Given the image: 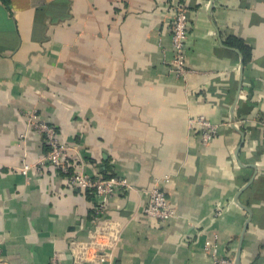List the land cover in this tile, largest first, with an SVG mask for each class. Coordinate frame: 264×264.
Segmentation results:
<instances>
[{
  "label": "crops",
  "instance_id": "0c3cea01",
  "mask_svg": "<svg viewBox=\"0 0 264 264\" xmlns=\"http://www.w3.org/2000/svg\"><path fill=\"white\" fill-rule=\"evenodd\" d=\"M179 5L186 79L172 64ZM34 110L70 165L133 186L108 203L122 240L107 262L71 247L95 230L92 195L52 165L23 171L48 150ZM199 116L220 125L207 146L189 126ZM157 182L176 213L167 222L145 214ZM214 256L264 264V0H0V264Z\"/></svg>",
  "mask_w": 264,
  "mask_h": 264
},
{
  "label": "built area",
  "instance_id": "2783aa9c",
  "mask_svg": "<svg viewBox=\"0 0 264 264\" xmlns=\"http://www.w3.org/2000/svg\"><path fill=\"white\" fill-rule=\"evenodd\" d=\"M188 37L189 10L186 5H179L172 25L174 51L172 64L175 74L182 79H186L188 74L192 72L187 64L186 50ZM24 114L28 117L29 127L43 138L48 150L35 166L25 164L23 171L27 173L33 167L42 170L46 165H52L69 178L72 187L81 189L92 195L95 204V230L90 233L88 241L71 242V247L75 248L76 245H79V248L83 251L85 249L87 251L91 250L93 255H95L93 261H109L113 255V251L122 240V231L116 223L105 218L107 206L112 197L132 190L133 186L126 178L119 176H93L85 171V162H79L73 166L70 165L68 156L71 147L61 142L56 127L45 121L36 110L24 112ZM189 126L192 130L194 127L199 130L201 142L204 146L209 145L220 130V125L212 122L205 116L190 119ZM145 214L161 222H167L176 216L164 188L158 182L152 185L149 190V202L145 208ZM208 250L210 251V248ZM84 261H92V259ZM53 264H59L56 257L53 260ZM213 264H234V262L228 257L214 256Z\"/></svg>",
  "mask_w": 264,
  "mask_h": 264
},
{
  "label": "water",
  "instance_id": "95a60500",
  "mask_svg": "<svg viewBox=\"0 0 264 264\" xmlns=\"http://www.w3.org/2000/svg\"><path fill=\"white\" fill-rule=\"evenodd\" d=\"M237 264H239V261L237 262Z\"/></svg>",
  "mask_w": 264,
  "mask_h": 264
},
{
  "label": "trees",
  "instance_id": "16d2710c",
  "mask_svg": "<svg viewBox=\"0 0 264 264\" xmlns=\"http://www.w3.org/2000/svg\"><path fill=\"white\" fill-rule=\"evenodd\" d=\"M242 49V48H241ZM104 177H106V176H104Z\"/></svg>",
  "mask_w": 264,
  "mask_h": 264
}]
</instances>
